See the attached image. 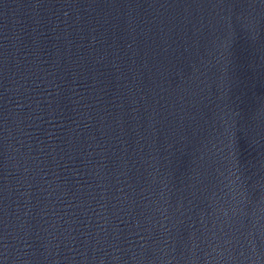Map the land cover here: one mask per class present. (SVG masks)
Segmentation results:
<instances>
[{"label":"water","instance_id":"obj_1","mask_svg":"<svg viewBox=\"0 0 264 264\" xmlns=\"http://www.w3.org/2000/svg\"><path fill=\"white\" fill-rule=\"evenodd\" d=\"M0 264H264V0H0Z\"/></svg>","mask_w":264,"mask_h":264}]
</instances>
